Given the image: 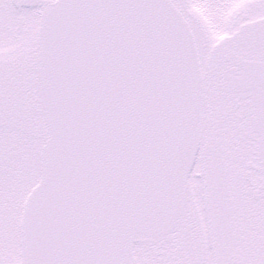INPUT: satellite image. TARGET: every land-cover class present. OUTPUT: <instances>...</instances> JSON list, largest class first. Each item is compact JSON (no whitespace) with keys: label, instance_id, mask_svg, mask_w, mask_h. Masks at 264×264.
I'll list each match as a JSON object with an SVG mask.
<instances>
[{"label":"snow or ice","instance_id":"6c2138e0","mask_svg":"<svg viewBox=\"0 0 264 264\" xmlns=\"http://www.w3.org/2000/svg\"><path fill=\"white\" fill-rule=\"evenodd\" d=\"M0 264H264V0H0Z\"/></svg>","mask_w":264,"mask_h":264}]
</instances>
